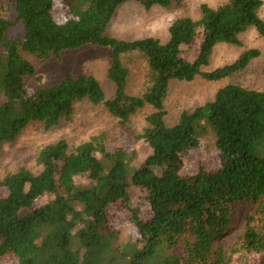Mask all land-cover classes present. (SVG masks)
<instances>
[{"label":"trees","instance_id":"obj_1","mask_svg":"<svg viewBox=\"0 0 264 264\" xmlns=\"http://www.w3.org/2000/svg\"><path fill=\"white\" fill-rule=\"evenodd\" d=\"M13 1L16 19L0 15V154L4 143L16 141L35 121L46 128L71 121L77 102L103 103L126 130L138 109L150 105L153 112L136 136L149 149L138 165L134 149L111 150L108 134L97 133L75 147L64 139L44 146L39 173L22 168L0 179L8 189L0 196V259L13 254L18 264H264V90L226 84L213 99L184 110L176 124L165 121L172 80L218 81L261 55L249 48L229 64L205 69L219 43L241 45L240 35L250 27L264 37V1L202 3L200 18L173 21L166 43L154 36L128 41L107 34L117 8L129 0H60L63 21L54 14L57 0ZM138 1L147 10L172 3ZM20 25L24 35L11 36ZM86 45L112 49V98L85 73L29 88L26 77L35 76V67L21 50L60 58L64 50ZM193 47L194 59L182 55ZM136 51L155 75L142 95L128 93L130 71L122 61ZM206 137L219 153V166L183 173L182 155ZM132 190L139 193L136 203ZM45 194L47 201L37 205ZM116 204L129 211L133 238L111 225ZM241 204L247 208L245 226L230 242L233 211Z\"/></svg>","mask_w":264,"mask_h":264},{"label":"rangeland","instance_id":"obj_2","mask_svg":"<svg viewBox=\"0 0 264 264\" xmlns=\"http://www.w3.org/2000/svg\"><path fill=\"white\" fill-rule=\"evenodd\" d=\"M227 1L172 0L169 6L154 5L147 10L140 1L129 0L117 8L107 28V34L128 41L154 36L166 43L170 39L169 27L174 20L180 17L198 19L201 16L202 3L218 7ZM54 14L59 21L65 19L60 0L56 1ZM0 15L15 20V2L0 0ZM260 16L264 18V4L260 10ZM9 34L13 37H22L23 25L13 27ZM240 39L241 45L219 43L214 49L210 64L205 69L212 70L229 64L249 48L259 49L261 55L253 59L244 70L218 81L207 80L201 76H197L192 81L172 80L165 99L167 110L165 121L168 125L176 124L184 110L192 111L213 99L217 90L226 84L234 83L251 89L264 90V37L254 27H250L240 35ZM21 53L35 67V76L26 77L29 88L32 90L54 85L67 73L74 75L85 73L95 76L100 81L106 98H112L115 94V84L108 76V68L113 60L110 47L86 45L78 49L64 50L60 58L43 59L23 50ZM197 54V47L186 50L183 48L184 57L194 59ZM122 61L130 71L128 93L142 95L147 92L155 81V75L148 65L147 58L136 51L123 55ZM75 109L71 121H65L51 128H46L43 122L35 121L22 131L16 141L4 143L0 154V179L22 168L39 173L43 168L38 161L41 149L61 139L66 140L71 147H75L94 134L107 133L108 148L113 150L116 146H123L134 149L137 153L134 163L137 165L149 153L143 140H138L136 136L141 134L147 126V116L153 112L150 105H145L134 113L129 122L130 130L120 127L118 119L107 110L103 103L93 104L85 100L77 102ZM210 143L209 138H203L200 146L191 147L182 155L183 173H195L200 165L209 169L219 166V153ZM7 193L6 187H0V196ZM138 194L137 191L132 190L133 203L137 202ZM47 199L48 196L45 194L38 199L37 205L43 204ZM246 210V206L242 204L234 209L233 229L228 241H233L243 231ZM113 212L111 225L122 227L125 239L136 236L135 228L129 223V211L126 207L116 204L113 206ZM0 264H18V261L13 254H6L0 259Z\"/></svg>","mask_w":264,"mask_h":264}]
</instances>
